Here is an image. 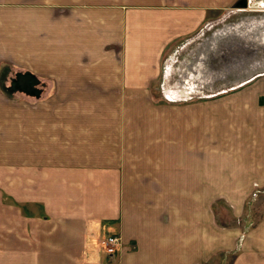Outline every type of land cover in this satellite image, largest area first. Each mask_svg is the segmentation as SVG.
<instances>
[{
  "label": "crops",
  "instance_id": "obj_1",
  "mask_svg": "<svg viewBox=\"0 0 264 264\" xmlns=\"http://www.w3.org/2000/svg\"><path fill=\"white\" fill-rule=\"evenodd\" d=\"M244 1L0 0V264H264L217 217L264 189V72L211 68Z\"/></svg>",
  "mask_w": 264,
  "mask_h": 264
},
{
  "label": "rangeland",
  "instance_id": "obj_2",
  "mask_svg": "<svg viewBox=\"0 0 264 264\" xmlns=\"http://www.w3.org/2000/svg\"><path fill=\"white\" fill-rule=\"evenodd\" d=\"M236 8L233 10L235 13L224 15V19L215 27H217V35H219L220 41L224 42L227 46H230V43H233L235 41H239L242 39V41L237 46H244L245 49L248 51L247 59L257 55H261L264 53V0H247L242 2H239L235 4ZM228 9V8H227ZM225 11V10H224ZM210 31H207L203 37L208 36ZM243 34L242 36L240 35ZM246 34V35H245ZM241 39H239V37ZM202 37V38H203ZM216 37V35H212L209 40H212L211 38ZM208 40V41H209ZM252 42L253 44H248V42ZM212 42V41H211ZM246 42V43H245ZM255 42V43H254ZM210 43V41H209ZM258 44L261 46V51L259 50ZM223 45V44H222ZM221 46V45H220ZM226 49V46H225ZM224 53L225 50L223 51ZM243 52H240L242 54ZM223 59H224V54ZM217 60H220V57L217 58ZM214 61V60H213ZM217 64V61L214 62ZM248 61H239L236 59L237 65H242L240 67H227V68H220V67H211L213 71H217L215 73H218L219 75L225 74V72H234L235 77L242 76L245 73L251 72L252 75H257L264 72V67H250L247 65ZM252 68V69H251ZM255 68V69H254ZM208 68H203L204 74H206ZM254 69V70H253ZM214 73V72H213ZM210 74V73H209ZM246 76V75H244ZM204 78V77H203ZM209 79L211 77H208ZM205 83V82H204ZM208 84V83H207ZM204 84V87H208L209 84ZM259 188L256 189L254 192L251 193L249 198L246 200V205L244 206V210H239L238 212L232 211L231 208L223 209L218 214V220L221 222H225L226 220H229L233 218L235 223L237 221L242 222L244 219H257L259 216L264 215V189L260 191ZM220 206L219 208H222L226 206V202L223 200L219 202ZM227 223V222H225ZM231 224V223H230Z\"/></svg>",
  "mask_w": 264,
  "mask_h": 264
},
{
  "label": "built area",
  "instance_id": "obj_3",
  "mask_svg": "<svg viewBox=\"0 0 264 264\" xmlns=\"http://www.w3.org/2000/svg\"><path fill=\"white\" fill-rule=\"evenodd\" d=\"M122 237L119 234L109 233L99 238V245L108 255H114L122 247Z\"/></svg>",
  "mask_w": 264,
  "mask_h": 264
},
{
  "label": "flooded vegetation",
  "instance_id": "obj_4",
  "mask_svg": "<svg viewBox=\"0 0 264 264\" xmlns=\"http://www.w3.org/2000/svg\"><path fill=\"white\" fill-rule=\"evenodd\" d=\"M240 35L242 36L243 34H241V32H240ZM245 35H246V34H245ZM238 37H239V39H241L240 36H238ZM241 41H242V39L239 40V41H236V43H235V41H234L233 43H230V45H232V44H233V45H236L237 43H240ZM245 43H246V42H245ZM254 43H255V42H254ZM248 44L250 45V44H253V43L249 41ZM257 46L259 47V50L261 51L260 48H261L262 45L258 44ZM247 56H248V55H245V54H244L241 58H239V61H240V60L243 61V62H244V61H246V62L248 61L247 65H249V66L252 67V68H253V67H255V68L262 67V65L264 66V53H262L261 55L258 54L257 57H256V54H255L254 56H252V57H250V58H248V59H247ZM236 66L240 67V66H242V65H237V64H236ZM252 68H251V69H252ZM255 68H254V69H255ZM254 69H253V70H254Z\"/></svg>",
  "mask_w": 264,
  "mask_h": 264
}]
</instances>
